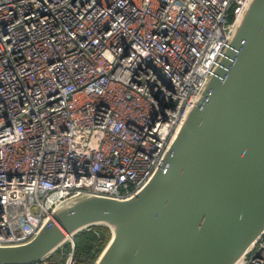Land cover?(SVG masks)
<instances>
[{
  "label": "built area",
  "instance_id": "2783aa9c",
  "mask_svg": "<svg viewBox=\"0 0 264 264\" xmlns=\"http://www.w3.org/2000/svg\"><path fill=\"white\" fill-rule=\"evenodd\" d=\"M249 2L0 0V245L74 199L138 193ZM236 264H264V231Z\"/></svg>",
  "mask_w": 264,
  "mask_h": 264
},
{
  "label": "water",
  "instance_id": "95a60500",
  "mask_svg": "<svg viewBox=\"0 0 264 264\" xmlns=\"http://www.w3.org/2000/svg\"><path fill=\"white\" fill-rule=\"evenodd\" d=\"M0 264H36L104 226L95 264H236L264 231V0H250L155 174L127 200L84 196ZM69 238V240H67Z\"/></svg>",
  "mask_w": 264,
  "mask_h": 264
},
{
  "label": "trees",
  "instance_id": "16d2710c",
  "mask_svg": "<svg viewBox=\"0 0 264 264\" xmlns=\"http://www.w3.org/2000/svg\"><path fill=\"white\" fill-rule=\"evenodd\" d=\"M110 234L105 227L90 228L73 237V249L70 244H65L56 251L48 261L53 264H64L67 256L72 252L73 264H94L108 242Z\"/></svg>",
  "mask_w": 264,
  "mask_h": 264
},
{
  "label": "rangeland",
  "instance_id": "374dc122",
  "mask_svg": "<svg viewBox=\"0 0 264 264\" xmlns=\"http://www.w3.org/2000/svg\"><path fill=\"white\" fill-rule=\"evenodd\" d=\"M97 227H104V226H96V227H94V228H97ZM107 230H108V232H109V234H110V237H109L108 242H107L106 245L104 246V248L101 250L100 254H101L102 251L106 248V246L108 245V243H109V241L111 240V237H112L110 230H109V229H107ZM70 245H71V244H70ZM72 245H73V241H72ZM73 247H74V245H73ZM100 254H99L98 257L96 258L94 264L97 262V260H98V258H99V256H100ZM72 264H73V263H72Z\"/></svg>",
  "mask_w": 264,
  "mask_h": 264
},
{
  "label": "bare ground",
  "instance_id": "6f19581e",
  "mask_svg": "<svg viewBox=\"0 0 264 264\" xmlns=\"http://www.w3.org/2000/svg\"><path fill=\"white\" fill-rule=\"evenodd\" d=\"M67 240H69V238Z\"/></svg>",
  "mask_w": 264,
  "mask_h": 264
}]
</instances>
